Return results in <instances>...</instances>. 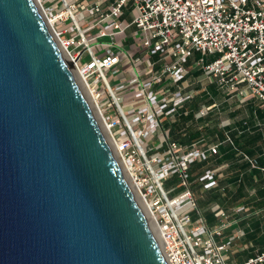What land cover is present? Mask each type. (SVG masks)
Instances as JSON below:
<instances>
[{
  "label": "water",
  "instance_id": "water-1",
  "mask_svg": "<svg viewBox=\"0 0 264 264\" xmlns=\"http://www.w3.org/2000/svg\"><path fill=\"white\" fill-rule=\"evenodd\" d=\"M0 264H168L35 0H0Z\"/></svg>",
  "mask_w": 264,
  "mask_h": 264
},
{
  "label": "built area",
  "instance_id": "built-area-1",
  "mask_svg": "<svg viewBox=\"0 0 264 264\" xmlns=\"http://www.w3.org/2000/svg\"><path fill=\"white\" fill-rule=\"evenodd\" d=\"M35 2L68 64L86 84L115 142L119 163L128 169L159 227L168 264H227L233 240L219 244L215 237H221L230 217L221 211L215 226L193 218L198 207L189 174L192 165L218 156L219 147H184L160 136L163 121L191 98L183 94L182 84L189 72L186 63L196 52L217 55L203 66L207 79L230 91L244 86L264 107V0H114L107 11L95 2L81 6L67 0ZM127 8L145 55L159 56L164 63L150 79H142L141 69H136L131 79L115 82L114 87L106 72L118 75L127 58L117 44L127 29L121 17ZM85 11L96 20L83 28L77 15ZM129 93L134 100L127 102L125 111L120 95ZM173 177L183 188L177 196H172L177 187H164ZM200 182L205 189L217 187L215 171H206ZM245 264H264V254Z\"/></svg>",
  "mask_w": 264,
  "mask_h": 264
},
{
  "label": "crops",
  "instance_id": "crops-1",
  "mask_svg": "<svg viewBox=\"0 0 264 264\" xmlns=\"http://www.w3.org/2000/svg\"><path fill=\"white\" fill-rule=\"evenodd\" d=\"M72 1L78 6L95 2L105 11L114 3V0ZM130 11L131 9L127 8L121 16L124 25L127 26L126 31L121 35L122 42L118 45L127 53V58H123L122 62L134 64L136 68L130 71L131 74L136 69H141L142 79H150L153 73L161 69L164 61L159 56L147 57L141 45L140 50L137 49V43H141L142 37L135 25H131ZM214 56L216 55L196 52L186 63L189 72L182 84L183 94L191 98L184 103L187 104L185 113L188 116L190 112H194L195 116L191 120L187 119L184 126L186 129L177 135L176 140L163 123V133L160 138H167L169 142L184 147H196L200 144L202 146L199 148L219 147L218 156H211L206 163H197L191 167L192 176L195 178L192 180V193L198 207V211H194L192 216L194 219H202L210 226H215L217 215L221 211L226 212L230 217L227 227L221 237H215V241L222 244L233 240V245L227 254V264H245L264 254V107L244 86H239V89L233 91L217 90L215 86L210 87L211 91L206 87L197 91L190 88V81L201 82L205 77L203 66L215 60ZM140 57L146 59L142 63L135 61ZM122 62L119 65L121 70H123ZM139 66H143V70L138 68ZM129 79L131 78L127 75L117 82H126ZM176 89L177 86L172 87V90ZM184 104L177 110L184 107ZM203 108L207 115L202 119L197 118L198 111L202 112ZM216 108L221 110L220 114L223 112L218 119H214L211 111ZM177 110L174 115L167 118L171 125L180 121ZM199 119L201 120L197 121ZM186 133L198 136L190 141L191 146L179 142L181 136ZM206 171H215L217 187L204 188L200 178ZM239 207L245 209L238 212ZM209 214L213 216L212 220Z\"/></svg>",
  "mask_w": 264,
  "mask_h": 264
},
{
  "label": "rangeland",
  "instance_id": "rangeland-1",
  "mask_svg": "<svg viewBox=\"0 0 264 264\" xmlns=\"http://www.w3.org/2000/svg\"><path fill=\"white\" fill-rule=\"evenodd\" d=\"M67 1H68V3L69 2H74L72 0H67ZM56 6L59 9H61V6L62 5H61V3H56ZM90 17L91 16L88 15V13H86V11L83 14L82 13L81 14L79 13L77 15V19H79V23H80L81 27L85 28L88 23H91V22L93 23L94 20H92L93 18H90ZM96 33H97V31L96 32H92V33H87V35H88V37H92ZM121 42H122V37L119 36L118 39H117V44H119ZM142 42H143V39H141V43L140 44H139V42L137 43V49H139L140 45L142 46ZM98 46L99 45H97V47ZM119 47L122 48L121 46H119ZM93 49H94V51L98 52L97 51V48H96V45L93 46ZM100 52H99V57H103L102 56V52H101V54H100ZM216 56H214V58H216ZM147 57H149V56H147ZM145 59H146V57H145ZM135 68L136 67L134 66L133 63L131 65L130 62L129 63H124V64L122 62V69L123 70H121L118 75H113L110 71H107L106 72V76L110 79V82L115 87V85H116L115 82H117L118 80H122L127 75L130 76V78H131L132 77V74L130 73V71L132 69H135ZM139 68H142V70H143V66H139ZM189 84H190V88L193 89V90H195V91L201 90V88H205V87L208 88L209 91H211V88L210 87H212V86H215V88L217 90L218 89L219 90H228L227 87H222L221 85L218 84V82L217 83L212 82L211 80H209V79H207L205 77L203 79H201V82L200 81H193V82L190 81ZM242 89H245V88H242ZM120 98H121V104H122L124 110L127 111V109L129 108V106H127V102L128 103L133 102V100H134L133 94H130V93L129 94H121L120 95ZM211 111H213L214 119H218V117H220V115L223 114V112H221V114H220V111L221 110H217V108L215 110H211ZM198 112L199 113L197 114V118H201L202 119V117H204V116L207 115V112H206L205 108H203L202 112L200 110ZM226 114L228 116V113H226ZM224 117H225V115H224ZM201 119H199L197 121H200ZM196 125H197V123H196ZM200 146H202V145L200 144L199 146H196V147H200ZM146 149H148L147 146H146ZM179 184H180L179 179L174 178L170 182H168L167 184H165V189L166 190H170L172 187H174L176 185L179 186ZM182 190H183V188L180 186L179 188H177V190L174 193H172V195H177V193L181 192Z\"/></svg>",
  "mask_w": 264,
  "mask_h": 264
},
{
  "label": "bare ground",
  "instance_id": "bare-ground-1",
  "mask_svg": "<svg viewBox=\"0 0 264 264\" xmlns=\"http://www.w3.org/2000/svg\"><path fill=\"white\" fill-rule=\"evenodd\" d=\"M59 49L63 53L64 58H65V60L68 63V60L66 58L67 54L64 53V51L61 50L60 46H59ZM68 66H69V64H68ZM70 68L72 69V73H73L77 83L80 85V87H81L86 99L89 100L90 106H91V108L93 110L94 115H96V118H97L98 123H99L100 128H101V131H103L104 134L107 136L109 144H110V147H112L113 152L116 154L117 147L115 145V142L113 141L112 137H109V131L107 130V126H106V124H104L102 115H100V113L98 111V108L94 104V101H93L88 89H86V84L83 82V80H82L81 76L79 75L78 71L75 68H72V67H70ZM125 168H126V166L124 168L122 166V170H123L124 175L126 176L127 179H129V175H128V173H126V169L127 168L126 169ZM129 184H130V187H131L133 195H135L137 202L139 203V205L141 206L142 210L144 211V213L146 215V219H147V222L149 224V227H151V229H152V231H153V233H154V235L156 237V240H157V242L160 245V249L163 250L164 243H163V240H162V237H161V233H160L159 227H157V225H155L153 217L150 214V211H148V208H147L146 204L144 203L143 199L141 198L140 195H138V191L136 189V186L133 184V181H131L130 179H129Z\"/></svg>",
  "mask_w": 264,
  "mask_h": 264
},
{
  "label": "trees",
  "instance_id": "trees-1",
  "mask_svg": "<svg viewBox=\"0 0 264 264\" xmlns=\"http://www.w3.org/2000/svg\"><path fill=\"white\" fill-rule=\"evenodd\" d=\"M186 105L187 104H184V107H182V108H180L179 110H177V113H178V116L180 117V121H179V123L178 124H172L171 125V123L169 122V121H167V119H165L164 121H163V123H164V126H165V128L166 129H170V132H171V135H172V137L173 138H175V140H176V137H177V135H179L180 133H182V131L183 130H185L186 128H184V126L186 125V121H187V119H193L194 118V116H195V113L194 112H190V114L188 115V116H186V113H185V111H186ZM196 137H198L197 135H195V134H188V133H186L185 135H183V136H181V138H180V140H179V142L181 143V144H183V145H190L191 144V142L190 141H192L193 139H195ZM191 146V145H190ZM203 163H206V162H203ZM203 163H201V164H203ZM197 164V163H196ZM199 164V163H198ZM195 165V164H194ZM193 166V165H192ZM191 166V167H192ZM189 174H190V182H191V184H192V180H194L195 178L192 176V174H193V169H191L190 168V171H189ZM175 177H173L172 179H174ZM171 179V180H172ZM176 179H178V178H176ZM201 179V178H200ZM170 180V181H171ZM170 181H168V182H170ZM168 182H166L165 184H167ZM204 185V184H203ZM178 185H176V186H174V187H177ZM192 186H193V184H192ZM165 187V186H164ZM209 218H211V220L213 219V216L211 215V214H209Z\"/></svg>",
  "mask_w": 264,
  "mask_h": 264
}]
</instances>
